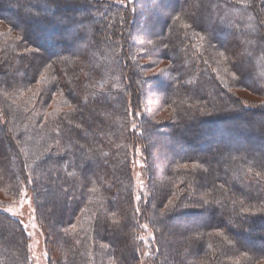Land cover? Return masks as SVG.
Instances as JSON below:
<instances>
[{
  "label": "trees",
  "instance_id": "obj_1",
  "mask_svg": "<svg viewBox=\"0 0 264 264\" xmlns=\"http://www.w3.org/2000/svg\"><path fill=\"white\" fill-rule=\"evenodd\" d=\"M155 1L154 11H143ZM252 3L137 0L138 8L122 25L129 6L101 7L98 0H0V180L12 183L14 191L24 173L36 177L39 221L61 255L59 264L139 261V242L132 241L139 225L131 208L135 182L129 167V146L136 137L123 114L139 69L125 65L130 57L117 42L122 32L133 38L126 42L129 53L137 42L149 56L170 62L148 80L162 82L156 93L164 106L172 107L171 124L179 135L161 146L157 135L163 121L146 118L150 127L143 142L155 150L154 158L163 147L170 171L146 210L157 238L156 260L259 264L264 259V240L258 239L264 238V103L246 106L235 89L264 93L253 60L264 51V12ZM18 5L44 25L41 37L14 10ZM181 15L190 23L182 24ZM139 22L148 31L136 35ZM204 33L206 42L195 52L191 40ZM159 34L165 35L156 47L135 39L149 41ZM30 44L39 51H27ZM218 50L224 53L221 58L214 57ZM145 94H136L135 102L148 99ZM202 200L207 204L202 206ZM249 203L258 205L243 209ZM173 206L176 210L169 211ZM80 219L83 225L77 224ZM244 231L259 234L243 236ZM99 241L110 247H95L91 262V244L94 249ZM28 248L21 222L0 211V264H26ZM238 252L242 256L236 259Z\"/></svg>",
  "mask_w": 264,
  "mask_h": 264
},
{
  "label": "rangeland",
  "instance_id": "obj_2",
  "mask_svg": "<svg viewBox=\"0 0 264 264\" xmlns=\"http://www.w3.org/2000/svg\"><path fill=\"white\" fill-rule=\"evenodd\" d=\"M17 0H13L14 4H16ZM100 3H102L100 6H107L109 5H117L119 4L117 0H98ZM254 6H260V8H264V5L259 4V0H252ZM137 0H126V5L130 8L127 9V19L125 15V20L121 22L122 25H127L131 14L129 13L133 12L132 9H137ZM156 1L152 6L144 7L143 11H154L156 9ZM237 3H242L241 1H237ZM17 4H20V2H17ZM15 6V5H14ZM22 5H18L17 7H13L14 10L18 9L20 14L23 15V18L25 21L29 22L32 29L34 28V32L38 37H41V34H43L44 31V25L40 23L39 21L29 18L27 12L24 11V9L21 7ZM119 6H121L119 4ZM126 6V7H127ZM124 7V6H121ZM124 7V8H126ZM121 10H126L123 8H120ZM16 12V11H15ZM34 15H36L35 12L32 11ZM42 13V12H41ZM256 11H255V18H256ZM146 16H144L145 18ZM182 24L190 23L189 19L184 16H178ZM121 18L124 19V12H122ZM143 18V17H142ZM143 18V19H144ZM264 20V17L262 18ZM124 23V24H123ZM154 22H152L151 25H153ZM39 28L41 34L39 35ZM125 29V27H124ZM129 30V27H127ZM3 30V29H2ZM1 30V31H2ZM61 33H64L65 31L61 27L59 29ZM133 31L136 35H141L142 33H146L148 31L147 24L139 22L137 26L133 28ZM2 33V32H1ZM7 33L9 35H7ZM6 33L7 37H11V33L8 31ZM131 32L129 31V34ZM52 33L51 35H53ZM128 34V32H122L117 36V42L120 45L119 50H123V52L126 54L127 57H130L126 62V66L130 68V70L133 69H139L138 77L136 79V88L133 93H131L128 96L127 104H128V110L124 114L125 121L127 120V123L129 122V131L131 134L135 135L136 138H134V142L131 143L129 146V167L131 170V173H133V179L135 182V193L133 192V189L131 190V208L135 214L136 222H138V231L139 232L136 236V238L132 237L133 242H139L140 249L138 250L137 256H139V261L137 264H163L161 257L160 260H156L158 256V248L156 246V235L154 230L150 227V224L148 223L149 220V214L147 215V207L149 205V201L151 199L152 193L155 190L157 184L161 179L164 178V176H169L170 171H167V166L165 165V159L163 155V147L161 148L160 156L154 158L152 152L155 150H149L152 149V147L145 148V144L143 143L146 139V135L148 133V128L150 127L146 122V118H150L153 120V122H160L163 121L162 124L158 128V142L161 146H167L170 143L173 142L175 138L178 137L179 131L173 130L171 122H173V109L170 107L169 104L163 105V102L159 100L158 93L156 91H160L158 88L160 86V83H157L156 80H148L149 76L153 74H159L163 71L164 66H167L170 64L169 60H160L157 59L154 56H149L150 54H147L146 50H143L139 43L136 42L137 46L133 48L130 53L127 51V44L126 42L133 41V38L129 37L128 35L125 37V35ZM11 35V36H10ZM165 34H159L156 37L152 36V39L148 41V38L146 37H136L135 39H144L145 44L149 47H156L159 46V39L164 36ZM2 36V35H1ZM135 36V35H134ZM204 36V37H203ZM201 36L200 38H193L192 49L195 52H199L202 46L205 43V36L206 34ZM56 39H61L60 37H56ZM54 40V39H53ZM63 40V39H62ZM52 41V39H51ZM39 43L38 41L36 42ZM38 45H29L27 49H32L35 51H39L37 48ZM239 49L234 50L233 55L235 56L238 54ZM221 51H216L214 53L215 58H221ZM260 59H257L256 57H253V60L255 64L257 65L258 73L262 74L261 78L264 80V65L261 64V60L264 61V51H261ZM224 54V53H223ZM252 55L249 53V56ZM259 56V57H260ZM205 57V56H204ZM43 64V63H42ZM138 66V67H137ZM137 72V71H136ZM175 75V74H174ZM237 75V76H236ZM234 75L235 78L238 79V74ZM144 77V79H143ZM147 78V80H145ZM240 95L241 100L243 103H245L246 106H253L260 105L264 103V93L261 95L255 94L251 92L250 90L244 89V88H235ZM146 90L148 94V99L146 96H142V99H140L139 103L135 102V95L138 93H141L143 95H146ZM1 93V92H0ZM31 98V97H29ZM56 115H59L61 113V110L59 108L56 109ZM142 139V140H141ZM141 140V141H140ZM148 146V145H147ZM165 149V148H164ZM152 156V157H150ZM176 163V162H175ZM204 163H201L203 165ZM196 165V164H194ZM205 165V164H204ZM178 166V165H177ZM205 169V167H204ZM208 170V169H207ZM152 172V174H151ZM24 177H21L19 187L16 188L14 191L11 189L13 187V184L8 181H2L0 180V211L6 213L7 215L11 216L14 219L19 220L23 227L25 228L26 234L29 237V258L26 264H59L60 261V253L59 251L51 246L48 243L47 233L44 231V228L41 226V223L39 221V211L37 209V184H35L36 177L29 172L24 173ZM140 197L139 200H137V197ZM31 201V203H29ZM258 205L256 203H249L247 206L243 207V209L250 210L254 209L255 206ZM167 206V204H164V207ZM184 208H191L190 210H200L198 208L200 207H194V206H183ZM203 210V209H202ZM230 214V213H229ZM188 215V214H187ZM88 217V216H87ZM115 217V216H114ZM116 218V217H115ZM189 218H192L190 216L182 217L183 220H188ZM180 222V219H178ZM262 222V221H261ZM77 224L83 225V222H81V219L78 220ZM181 224V222H180ZM146 226V227H145ZM80 227V226H79ZM134 231V230H133ZM245 232V231H244ZM187 233V232H184ZM134 234V233H133ZM248 234L254 235L258 237V231H252V233H243V236H247ZM262 236H264V233H261ZM242 236V237H243ZM258 239L264 240V238L258 237ZM94 249L90 247V251L92 252L91 256L88 254L89 261L92 262L93 255L96 257L97 252L95 250V247L102 250L109 249L110 245L108 243L99 241L93 243ZM108 244V245H107ZM93 250V251H92ZM89 252V253H91ZM95 253V254H94ZM99 253V252H98ZM242 253L238 252L236 254V259L240 258ZM114 259V258H113ZM112 260V259H111ZM115 260V259H114ZM113 260V263H115ZM68 261L67 263H69ZM90 262V263H91ZM162 262V263H161ZM62 263V262H61ZM64 264V263H62ZM259 264H264V259L261 260Z\"/></svg>",
  "mask_w": 264,
  "mask_h": 264
},
{
  "label": "snow or ice",
  "instance_id": "obj_3",
  "mask_svg": "<svg viewBox=\"0 0 264 264\" xmlns=\"http://www.w3.org/2000/svg\"><path fill=\"white\" fill-rule=\"evenodd\" d=\"M117 2L121 5V6H124V7H126L127 5H126V0H117ZM259 4L260 5H264V0H259ZM134 10V9H133ZM261 11L262 12H264V8H261ZM177 19H178V17H177ZM261 24H264V20H262L261 21ZM189 27H190V25H188ZM21 39H23V37H21ZM27 51H29V52H31V51H34V50H32V49H28ZM221 55H224L223 53H221ZM233 67L235 68V71L236 72H240V70H239V68L237 67V66H235V65H233ZM184 167H187V165H184ZM140 199V197L138 196L137 197V200H139ZM29 203H31V201H29ZM190 203H191V201H190ZM200 203H201V205L203 206V205H205V204H207V201H200ZM176 210V206H173L171 209H169V211H175ZM146 227V226H145Z\"/></svg>",
  "mask_w": 264,
  "mask_h": 264
}]
</instances>
